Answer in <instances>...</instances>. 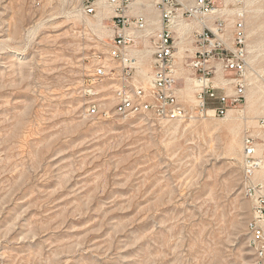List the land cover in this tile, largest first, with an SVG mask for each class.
I'll list each match as a JSON object with an SVG mask.
<instances>
[{
  "label": "rangeland",
  "instance_id": "374dc122",
  "mask_svg": "<svg viewBox=\"0 0 264 264\" xmlns=\"http://www.w3.org/2000/svg\"><path fill=\"white\" fill-rule=\"evenodd\" d=\"M37 1L0 0V264H252L264 165L247 176L244 145L264 157V0H220L245 21L244 101L178 122L90 115L84 80L108 56L102 15ZM178 63L179 101L195 110Z\"/></svg>",
  "mask_w": 264,
  "mask_h": 264
},
{
  "label": "built area",
  "instance_id": "2783aa9c",
  "mask_svg": "<svg viewBox=\"0 0 264 264\" xmlns=\"http://www.w3.org/2000/svg\"><path fill=\"white\" fill-rule=\"evenodd\" d=\"M73 8L86 16L102 15L109 32L100 37L108 48L107 58L96 55L94 71L84 80L90 115L151 113L159 121L178 122L195 116H225L244 101L245 21L240 16L231 20L220 0H77ZM181 59L187 62L196 85L195 110L178 98ZM218 73L228 74L226 83L218 84ZM145 78L149 79L146 83ZM108 81L112 107L102 103L107 92L102 87ZM226 84L233 85L231 93L224 91ZM244 156L247 176L263 168L264 157L257 154L253 139H247ZM256 185L259 189L253 187L255 205L247 233L256 232L260 238V264L264 263V182Z\"/></svg>",
  "mask_w": 264,
  "mask_h": 264
},
{
  "label": "bare ground",
  "instance_id": "6f19581e",
  "mask_svg": "<svg viewBox=\"0 0 264 264\" xmlns=\"http://www.w3.org/2000/svg\"><path fill=\"white\" fill-rule=\"evenodd\" d=\"M252 220V218H251ZM251 220L249 222L248 225V230H250V224H251ZM250 236V245L252 247V264H257L258 263V259L261 258V242H260V238L258 236V234H256V232H249ZM260 264H264V263H260Z\"/></svg>",
  "mask_w": 264,
  "mask_h": 264
}]
</instances>
